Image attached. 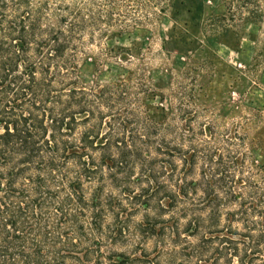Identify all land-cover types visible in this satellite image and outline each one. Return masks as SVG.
I'll return each instance as SVG.
<instances>
[{"label":"trees","instance_id":"1","mask_svg":"<svg viewBox=\"0 0 264 264\" xmlns=\"http://www.w3.org/2000/svg\"><path fill=\"white\" fill-rule=\"evenodd\" d=\"M117 1L0 0V264H264V171L79 79ZM224 1L221 28L264 22Z\"/></svg>","mask_w":264,"mask_h":264},{"label":"rangeland","instance_id":"2","mask_svg":"<svg viewBox=\"0 0 264 264\" xmlns=\"http://www.w3.org/2000/svg\"><path fill=\"white\" fill-rule=\"evenodd\" d=\"M224 3L118 0L114 12L122 24L112 28L111 39L88 44L91 55H104L103 63H85L79 79L89 88L132 86L154 120L182 132L192 128L214 145L231 141L238 161L252 167L259 181L264 22L221 28Z\"/></svg>","mask_w":264,"mask_h":264}]
</instances>
